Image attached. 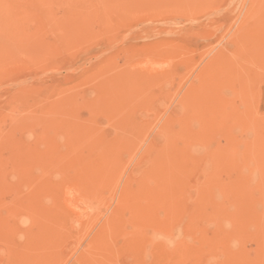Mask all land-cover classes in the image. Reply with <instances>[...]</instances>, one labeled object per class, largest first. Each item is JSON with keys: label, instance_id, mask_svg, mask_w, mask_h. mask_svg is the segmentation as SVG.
<instances>
[{"label": "rangeland", "instance_id": "374dc122", "mask_svg": "<svg viewBox=\"0 0 264 264\" xmlns=\"http://www.w3.org/2000/svg\"><path fill=\"white\" fill-rule=\"evenodd\" d=\"M191 100L209 115L229 102L234 126L220 146L191 144L208 162L202 177L180 174L175 141ZM252 111L264 122V0H0V264H207L205 241L181 223L184 189L211 178L209 197L236 216L220 189L264 185L263 155L256 175L245 155ZM216 205L202 206L199 229L234 251L223 264L257 263L256 238L218 232L237 221ZM169 207L180 215L166 222Z\"/></svg>", "mask_w": 264, "mask_h": 264}, {"label": "bare ground", "instance_id": "6f19581e", "mask_svg": "<svg viewBox=\"0 0 264 264\" xmlns=\"http://www.w3.org/2000/svg\"><path fill=\"white\" fill-rule=\"evenodd\" d=\"M244 49V48H243ZM242 51H244V50H242ZM225 69V68H224ZM225 71V70H224ZM224 78V77H223ZM226 80V79H225ZM98 81V80H97ZM105 81V80H104ZM106 82V81H105ZM227 82V81H226ZM107 83V82H106ZM209 86V85H208ZM220 86H221V84H220ZM203 90H205V89H203ZM223 90V89H222ZM112 91V90H111ZM216 91H217V89H216ZM217 93V92H216ZM216 96V95H215ZM185 103H186V101H185ZM50 104V103H49ZM209 104H211V103H209ZM114 105V104H113ZM112 105V106H113ZM186 105V104H185ZM187 105H189L190 106V108H191V111H190V113H188L187 114V116L186 117H184L183 119H181L182 120V125H181V127H180V129H177V131H176V134H175V141H177L178 143H179V146H180V143L182 144V148H181V146H180V148H179V155H178V158H179V162H180V174L183 176V175H185V174H191L192 172H194V171H198V174H199V176H205V175H207L208 173L207 172H209L208 170H209V166H208V162H204V163H201V161L203 160V158H202V154H201V151L200 150H197V148H196V146L194 145V146H192L191 144L193 143V142H197V141H201V140H203V141H214V142H216L217 143V145H221V144H223L224 143V140H225V138H226V136L228 137V133H230L231 132V130H232V128L234 127V126H230V125H227V123H226V121H227V119L229 118V112H228V107H229V102L228 103H226V101H223V102H216V105H215V108H216V110L218 111L216 114H212V115H209L208 113H207V109L210 107H208V106H204L203 104H198V103H195L193 100H191L190 101V103H189V101L187 102ZM186 105V106H187ZM207 105V104H206ZM117 106V105H116ZM94 108H95V106H94ZM255 109V108H254ZM93 111V110H92ZM115 112V111H114ZM94 114V113H93ZM92 114V115H93ZM101 114V113H100ZM115 114H117V113H115ZM179 114V112H177V115ZM251 115L249 116L250 118L249 119H251V122H252V125H251V128L252 129H254V133L256 132V136H255V138L256 139H252L251 141H249V142H246V145L248 146L247 148L246 147H244V148H246V153H245V155H249L248 157H252L251 159H252V161L255 163V162H257V161H260L259 163H257L256 164V169L255 170H251L250 172H252V174L254 173H256V174H258V172L260 171L261 173H262V169L258 166V164H260L261 163V159H262V157H264V149L262 148V146H261V148H259V146L257 147V145L256 144H260V142H262V137H264V136H262L261 137V132H262V130H263V133H264V122H262V121H260L261 119H262V116H261V119L259 120V119H257V118H255L257 115L255 114V112H251L250 113ZM258 114H260V113H258ZM94 116V115H93ZM255 116V117H254ZM95 117V116H94ZM93 117V118H94ZM178 117V116H177ZM98 119H99V117H98ZM74 121V120H73ZM98 121V120H97ZM250 121V120H249ZM94 122V121H93ZM113 123V122H112ZM132 123V122H131ZM131 123H129V124H131ZM94 124L95 123H93V126H94ZM98 126V125H97ZM36 127V126H35ZM40 128V127H39ZM98 128V127H97ZM133 128V127H132ZM31 129V128H30ZM238 129V128H237ZM236 129V130H237ZM249 129H250V127H249ZM32 130V129H31ZM129 130V129H128ZM241 130V129H240ZM238 131L239 130H237V133H238ZM249 130H247V131H245V133H247ZM42 132V131H41ZM233 132V131H232ZM28 133V132H27ZM29 133H31L32 134V131L31 132H29ZM49 133V132H48ZM240 133H241V131H240ZM250 133V132H249ZM248 134V133H247ZM252 134V133H251ZM28 135V134H27ZM33 135V134H32ZM98 135H99V133H98ZM127 135V134H126ZM230 135H232L231 133H230ZM30 136V135H29ZM42 136V135H41ZM44 136H45V134H44ZM33 137V136H32ZM38 137V136H37ZM41 138V137H40ZM93 139H94V137H92ZM33 139V138H32ZM90 139H91V137H90ZM105 139V138H104ZM103 139V140H104ZM248 139V138H247ZM37 140V139H36ZM98 140V139H97ZM228 140V139H227ZM246 140V139H245ZM29 141H30V139H29ZM92 140H90V142H91ZM99 141V140H98ZM158 141H159V139H158ZM160 141H161V138H160ZM97 143V142H96ZM99 143V142H98ZM103 143H104V141H103ZM251 145H250V144ZM27 144V143H26ZM89 144H91V143H89ZM100 144H101V142H100ZM40 145V144H39ZM38 145V146H39ZM97 145V144H96ZM167 145V144H166ZM226 145H228V144H226ZM243 145H245V144H243ZM15 146V145H14ZM89 146V145H88ZM91 146V145H90ZM94 146V145H93ZM98 146V145H97ZM168 146V145H167ZM32 147H33V145H32ZM40 147V146H39ZM92 147V146H91ZM226 147V146H225ZM102 148H104L103 147V145H101V146H99L98 147V150L99 151H104ZM167 148V147H166ZM169 148V147H168ZM167 148V149H168ZM110 149V148H109ZM170 149V148H169ZM261 149H263V150H261ZM106 150H108V148L106 149ZM41 151V150H40ZM73 151V150H72ZM97 151V150H96ZM223 151H226V150H223ZM44 152V151H43ZM98 152V151H97ZM96 152V153H97ZM106 152V151H105ZM108 152V151H107ZM228 152V151H227ZM227 152H225V154L227 155ZM46 153V152H45ZM44 153V154H45ZM28 154H30V152L28 153ZM42 154V153H41ZM99 154V156H100V153H98ZM108 154V153H107ZM225 154L223 155V154H221V153H219V151H211V150H209V152L205 155L206 157H211V159H218V158H221V157H223V156H225ZM231 154V153H230ZM40 155V154H39ZM221 155H223V156H221ZM244 155V154H243ZM261 155H263L262 157H261ZM170 156V155H169ZM168 156V157H169ZM229 156H231V158H232V155H229ZM258 156L261 158V159H259L258 158ZM104 157V156H103ZM30 158V157H29ZM40 158V157H39ZM100 158V157H99ZM224 158V157H223ZM227 158V157H226ZM225 158V159H226ZM230 158V157H229ZM243 158V157H242ZM1 159V158H0ZM49 159V158H48ZM81 159V158H80ZM97 159V158H96ZM228 159V158H227ZM247 159V158H246ZM264 159V158H263ZM16 160V159H15ZM93 160H94V158H93ZM18 161V160H17ZM28 161V160H27ZM95 161V160H94ZM226 161V160H225ZM23 162H24V160H23ZM80 162V161H79ZM84 162V161H83ZM91 162V161H90ZM249 162V161H248ZM248 162H246L247 163V165H248ZM46 163V162H45ZM48 163H49V161H48ZM223 163H224V160H223ZM222 163V165H225V164H223ZM225 163H227V161L225 162ZM250 163H252L251 161H250ZM254 163H252L253 165H254ZM262 163H264V161L262 160ZM25 164V163H24ZM200 164V165H199ZM219 164V163H218ZM237 164H239V163H237ZM245 164V163H244ZM252 164H249L250 166L249 167H251V168H253V165ZM79 165V164H78ZM90 165H91V163H90ZM145 165V164H144ZM262 165V164H261ZM84 165H82V167H83ZM237 166H239V165H237ZM197 167H200V168H197ZM218 167V169H221L219 166H217ZM216 167V168H217ZM226 167H228V166H226ZM235 167V166H234ZM248 167V168H249ZM20 168V167H19ZM26 168V167H25ZM109 168V167H108ZM142 168V167H141ZM222 168H223V170H225L224 169V167L222 166ZM263 168H264V166H263ZM16 169V168H15ZM38 169V168H37ZM169 169V168H168ZM167 169V170H168ZM230 169V171H231V168H229ZM74 170H76V169H74ZM108 170V169H107ZM259 170V171H258ZM37 171V170H36ZM38 171H40V170H38ZM105 171V170H104ZM226 171V170H225ZM234 171H236V173H237V171L238 170H234ZM31 172V171H30ZM29 172V173H30ZM45 172H47V170L45 171ZM44 172V173H45ZM75 172V171H74ZM169 172V171H168ZM167 172V173H168ZM227 172H229V171H227ZM231 172H233V171H231ZM243 172V171H242ZM247 172V171H246ZM259 172V173H260ZM14 173H15V171H14ZM82 173L84 174V171L82 170ZM138 173V172H137ZM136 173V174H137ZM148 173V172H147ZM240 173V172H239ZM37 174V173H36ZM39 174V173H38ZM40 174H41V172H40ZM107 174V173H106ZM166 174V173H165ZM179 174V173H178ZM255 174V175H256ZM16 175V174H15ZM24 175H25V173H24ZM24 175L22 176V177H24ZM42 175H45V174H42ZM88 175H90L89 173H88ZM176 175V174H175ZM243 174H241V177H243L242 176ZM26 176V175H25ZM103 176V175H102ZM105 176V175H104ZM138 176V175H137ZM169 176V175H168ZM36 177H38L37 175H36ZM46 177V176H45ZM44 177V178H45ZM80 177V176H79ZM166 177H167V175H166ZM169 177H171V176H169ZM240 177V176H239ZM245 177V176H244ZM103 178V177H102ZM21 179V178H20ZM20 179H19V181H20ZM29 179V178H28ZM27 179V180H28ZM34 179V178H33ZM33 179H32V181H33ZM99 179H100V177H99ZM107 179V178H106ZM169 178H167V180H168ZM208 180H206L205 181V183L204 184H201L198 180H197V184H195V186L194 187H189L188 189H187V191H185V189H184V192H185V194L187 195V202L190 204V205H188L187 206V208H189V210H190V212H183L182 214H181V216H180V219H181V223L183 222V223H185V222H187V224H188V226H190V227H192L193 228V233L191 234V236L192 237H195L194 239H196V238H199V240L200 239H202L203 238V240L205 241V246L207 247V249H205L206 250V253H207V264H214L213 262H215V264H223V262H222V259L224 258V257H232V255H235V253H234V251L232 250L231 251V249L230 250H227V251H229V253L227 252L226 254H224L223 252H222V250L219 248V246H218V244L220 243V241H219V236L217 235V237H215L214 236V238H215V240H211V239H209V237L207 238L205 235L206 234H203V231H201L202 229H204V225L202 226L201 225V228L199 229V227H200V222L201 221H204V222H206V221H208V219H209V217H210V215H208V216H206V213H205V216L203 217L202 215H201V213H202V206L207 202V200L208 199H210V198H212V200H214V201H216L217 203H218V205H216L215 207H214V211L215 212H218V213H220V214H222V215H224V217H232L233 219L231 220V221H237L234 225H233V227H232V230H231V228H230V225L231 224H233V223H231V224H229V221H227L228 219H230V218H228L227 220H224V221H217L216 223H215V225L218 227V232H222V235H224V236H227L228 234H234L235 236H236V238H243V237H254V238H256L257 239V241H255V242H258L257 244L259 245V247L261 248V250L263 251V254L260 256V259H258L257 260V263L258 264H264V185H257V186H253L252 184H250L251 185V187H250V185H247V184H245V182H239L240 180H238V178L235 180L236 182H233V184H229V186L228 187H225L224 189H220L221 190V193H222V196H224V197H226L228 200H232V202H233V204H234V206L236 207V216H235V214L234 215H232L231 213H229L228 211H227V209H225V211L221 208L222 206H221V203L219 204V199L217 198V196L215 195V196H210L209 197V192H208V184L211 182V178H207ZM26 180V181H27ZM39 180H42V179H39ZM87 180V179H86ZM104 180V179H103ZM233 180V181H234ZM107 181V180H106ZM151 181V180H150ZM86 182V181H85ZM100 182V181H99ZM177 182V181H176ZM34 183V182H33ZM3 184V183H2ZM73 184V183H72ZM90 184V183H89ZM168 184H169V182H168ZM170 184H172L171 183V181H170ZM261 184V183H260ZM264 184V183H263ZM44 185H45V183H44ZM74 185V184H73ZM88 185V184H87ZM90 185H92V184H90ZM96 185V184H95ZM151 185V184H150ZM89 186V185H88ZM97 186V185H96ZM102 186V185H101ZM7 187V186H6ZM99 187V186H98ZM170 187V186H169ZM89 188H91V187H89ZM155 188V187H154ZM153 188V189H154ZM167 188V187H166ZM171 188V187H170ZM67 190V189H66ZM139 190V189H138ZM167 190V189H166ZM126 191V190H125ZM140 191V190H139ZM148 191V190H147ZM146 190H145V192H147ZM19 192V191H18ZM69 192H70V190H69ZM172 192V191H171ZM197 193V195H196V197H195V195H193L194 193ZM65 193H68V191L67 192H65ZM70 193H72V191L70 192ZM69 193V194H70ZM143 193V192H142ZM33 194H35V193H33ZM147 194H148V192H147ZM160 194V193H159ZM32 195V194H31ZM30 195V196H31ZM73 195V194H72ZM96 195V194H95ZM29 196V195H28ZM30 196H29V198H30ZM36 196V195H35ZM97 196V195H96ZM95 196V197H96ZM131 196V195H130ZM67 197H68V195H67ZM70 197H73V196H71L70 195ZM145 197H147V196H145ZM145 197H144V202H151V199H149L150 201H148V199L146 198L145 199ZM150 197H153L152 195L150 196ZM15 198V197H14ZM83 198V197H82ZM86 198V197H85ZM97 198H98V196H97ZM122 198V197H121ZM125 198V197H124ZM123 198V199H124ZM42 199V198H41ZM70 199V198H69ZM89 199V198H88ZM87 198H86V200H88ZM93 199V198H92ZM5 200V199H4ZM44 200V199H43ZM42 200V201H43ZM72 200V199H71ZM97 200V199H96ZM146 200V201H145ZM15 201V200H14ZM17 201V200H16ZM65 201V200H64ZM95 200H93V202H94ZM132 201V200H131ZM153 201H154V199H153ZM27 202V201H26ZM25 202V203H26ZM46 202V201H45ZM82 202H84L83 200H82ZM93 202H92V200H91V205H93ZM96 202V201H95ZM126 202V201H125ZM141 202V201H140ZM143 202V203H144ZM16 203V202H15ZM47 203V202H46ZM55 203V202H54ZM66 203V202H65ZM70 203V202H69ZM72 203V202H71ZM77 203H79V202H77ZM119 203V202H118ZM173 203V202H172ZM34 204V203H33ZM80 204V203H79ZM86 204V203H85ZM89 204V205H90ZM129 204V203H128ZM141 204V203H140ZM19 205V204H18ZM17 205V206H18ZM90 205V206H91ZM126 205V204H125ZM168 205V204H167ZM46 206H49L48 204L46 205ZM82 206V205H81ZM84 206V205H83ZM140 206V205H139ZM191 206V207H190ZM19 207V206H18ZM40 207V206H39ZM73 207V206H72ZM71 207V208H72ZM85 207H87V206H85ZM85 207H84V209H85ZM154 207V205L152 206V208ZM20 208V207H19ZM41 208V207H40ZM43 208V207H42ZM41 208V209H42ZM70 208V209H71ZM88 208V207H87ZM121 208V207H120ZM143 208V207H142ZM18 209V208H17ZM123 209H124V207H123ZM27 210H28V208H27ZM132 210V209H131ZM147 210V209H146ZM153 210H154V208H153ZM187 210V209H186ZM45 211V210H44ZM46 211H47V209H46ZM62 211V210H61ZM24 212V211H23ZM26 212H28V211H26ZM25 212V213H26ZM148 212V211H147ZM80 213V212H79ZM84 213V212H83ZM82 213V214H83ZM126 213V212H125ZM12 214V213H11ZM165 214H166V222H168V219H171V218H173V217H175V215H180L179 214V212H175V209H173V208H171V207H169L168 209H166L165 210ZM67 215V214H66ZM121 215V214H120ZM127 214H125V216H126ZM155 215V214H154ZM11 216H13V215H11ZM10 216V217H11ZM23 216V215H22ZM21 216V217H22ZM82 216V215H81ZM139 216V215H138ZM156 216V215H155ZM179 217V216H178ZM211 217H214V216H211ZM28 218V217H27ZM68 218H69V215H68ZM71 218V217H70ZM21 219V218H20ZM124 219H126V218H124ZM23 220H25V219H23ZM84 220V219H83ZM12 221V220H11ZM22 221V220H21ZM127 219H126V223H127ZM185 221V222H184ZM72 222H74L73 220L71 221V223ZM92 223V222H91ZM73 224V223H72ZM76 223H74V225H75ZM202 224V223H201ZM3 225V224H2ZM2 225H1V227H2ZM10 225H12V224H10ZM74 225H70V226H73L74 227ZM78 226V225H77ZM0 227V228H1ZM5 227V226H4ZM8 227V226H7ZM79 227V226H78ZM141 227V226H140ZM228 227L230 228V231H228V233H226L227 232V229H228ZM216 228V227H215ZM74 230H75V228H73ZM125 229V228H124ZM150 229V228H149ZM196 229V230H195ZM5 230V229H4ZM60 230H62V227H61V229ZM64 230V229H63ZM71 230V229H70ZM79 230V229H78ZM216 230V229H215ZM109 231V230H108ZM131 231V230H130ZM141 231V230H140ZM152 231H153V229H152ZM206 231V230H205ZM2 232V231H1ZM85 232V231H84ZM131 232H134V231H131ZM217 232V233H218ZM5 233V232H4ZM141 233H142V231H141ZM207 233V232H206ZM212 233V232H211ZM22 234V233H21ZM67 234H69V232L67 233ZM109 234H110V232H109ZM124 234V233H123ZM133 234V233H132ZM138 234V233H137ZM154 234V233H153ZM152 234V235H153ZM156 234V233H155ZM56 235H57V233H56ZM105 235V234H104ZM122 235V234H121ZM131 235V234H130ZM209 235V234H208ZM213 235V234H212ZM123 236V235H122ZM156 236V235H155ZM168 236V235H167ZM190 236V237H191ZM3 237V236H2ZM20 237V236H19ZM40 237V236H39ZM76 237V236H75ZM105 237V236H104ZM114 237V236H113ZM121 237V236H120ZM128 237V236H127ZM126 236H125V238H127ZM213 237V236H212ZM9 238V237H8ZM15 238V237H14ZM224 238V237H223ZM107 239V238H106ZM109 239H110V236H109ZM112 239V238H111ZM191 239H193V238H191ZM190 239V240H191ZM226 239V238H225ZM10 240H11V238H10ZM13 240V239H12ZM11 240V241H12ZM218 240V241H217ZM233 241H234V239H232ZM28 241V240H27ZM74 241V240H73ZM97 241V240H96ZM108 241V240H107ZM112 241V240H111ZM136 241V240H135ZM237 241V240H236ZM9 242V241H8ZM29 242V241H28ZM32 242H34V241H32ZM153 242V241H152ZM155 242H157V241H155ZM193 242V241H192ZM250 242V241H249ZM98 243V242H97ZM123 243V242H122ZM170 243V245H171V242H169ZM185 243V242H184ZM237 243H238V241H237ZM137 244H139L138 242H137ZM149 244V243H148ZM152 244H154V243H152ZM233 244H236L235 242L233 243ZM239 244V243H238ZM257 244H256V246H257ZM8 245V244H7ZM10 245V244H9ZM112 245H113V243H112ZM140 245V244H139ZM172 245H173V243H172ZM187 246H189L188 244H186ZM220 245V244H219ZM28 246H29V244H28ZM47 246V245H46ZM90 246V245H89ZM124 246V245H123ZM143 246V245H142ZM147 246V245H146ZM113 247H114V245H113ZM231 247V246H230ZM46 248V247H45ZM48 248V247H47ZM89 248V247H88ZM143 248V247H142ZM149 248V247H148ZM224 248V247H223ZM2 249V248H1ZM36 249V248H35ZM37 250L39 251V249L37 248ZM145 250H146V247H145ZM148 250V249H147ZM146 250V251H147ZM187 250V249H186ZM4 251V250H3ZM30 251H31V249H30ZM45 251H47V250H45ZM48 251L50 252V250L48 249ZM132 251H134V250H132ZM231 251V252H230ZM242 251V250H241ZM49 252H48V254H49ZM3 253H5V252H3ZM86 253V252H85ZM247 253V252H246ZM27 254V253H26ZM36 254V253H35ZM28 255V254H27ZM98 255V254H97ZM118 255V254H117ZM2 256V255H1ZM36 256L38 257L39 255H37L36 254ZM48 256V255H47ZM119 256V255H118ZM238 256V255H237ZM246 256L248 257V255L246 254ZM33 257V256H32ZM49 257H50V255H49ZM250 257V256H249ZM18 258V257H17ZM48 258V257H47ZM95 258V257H94ZM235 258V257H234ZM252 258V257H251ZM38 259V258H37ZM232 258H230V260H231ZM34 260V259H33ZM17 261V260H16ZM45 261V260H44ZM49 261H50V259H49ZM48 261V263H50ZM170 261V260H169ZM23 262V261H22ZM33 262V261H32ZM85 262V261H84ZM93 262V261H92ZM100 262V261H99ZM88 263V262H87ZM108 263V262H107ZM238 263L239 264H250V263H248V262H243L242 260H239L238 261ZM257 263H255V264H257ZM94 264V263H93ZM109 264V263H108ZM230 264V263H229Z\"/></svg>", "mask_w": 264, "mask_h": 264}]
</instances>
